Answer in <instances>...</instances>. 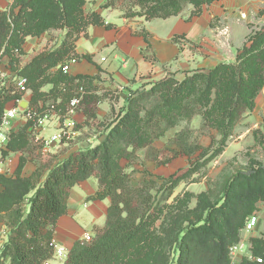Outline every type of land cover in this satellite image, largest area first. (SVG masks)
<instances>
[{"label":"trees","instance_id":"obj_1","mask_svg":"<svg viewBox=\"0 0 264 264\" xmlns=\"http://www.w3.org/2000/svg\"><path fill=\"white\" fill-rule=\"evenodd\" d=\"M131 1L136 11L127 13L126 18L152 21L180 16L187 6L194 9L188 18L191 20L202 14L203 7L221 0ZM86 2L14 0L9 10L0 11V53L4 50L12 66L17 60L16 51L22 52L28 37H40L50 30L67 31L60 47L42 52L20 72L28 79L31 108L37 113L44 112L40 102H52L50 107L65 113L73 99L82 97L79 110L87 122L97 117L96 106L102 99L96 93L94 78L72 77L59 68L70 61L93 62L92 56L76 53V42L86 36L90 26L111 28L100 15L85 13ZM140 35L149 43L145 30ZM248 43L239 52L236 64H219L209 72H193L181 82L166 79L147 94H131L126 109L111 122L106 138L96 147L73 153L55 166L22 155L13 177L0 175V215L13 232L4 251L8 264H46L53 259L54 229L67 214V199L77 184L91 178L98 179L99 191L88 201L111 199L107 221L104 228L96 229L91 242L79 241L74 245L66 264H231V247L240 241V230L254 205L264 201L262 165L238 171L226 183L221 200L213 203L206 194L201 195L192 216L182 218L179 214L164 220L161 243L151 246L149 233L158 210L149 194L156 184L145 180L139 187L133 186V176L121 163L134 160L138 150L161 138L165 132L163 124L176 126L198 114H203L206 124L224 139L231 136L241 113L254 107L264 88V28L254 32ZM47 86L50 90L44 93ZM156 93L159 102L145 111L146 98ZM19 98L20 95L0 85V126L7 104ZM32 124L29 122L11 136L4 156L10 152L33 154L27 132ZM29 158L35 162L36 170L23 177ZM183 178L166 181L167 190L172 192ZM253 244L254 256L263 263L243 264H264V239H253Z\"/></svg>","mask_w":264,"mask_h":264},{"label":"crops","instance_id":"obj_2","mask_svg":"<svg viewBox=\"0 0 264 264\" xmlns=\"http://www.w3.org/2000/svg\"><path fill=\"white\" fill-rule=\"evenodd\" d=\"M263 4L264 0H221L205 6L202 14L191 20L183 14L169 19L145 21L140 17L126 18L119 0H87L85 13L100 15L106 25H111V28L90 26L86 36L82 35L79 38L76 42V53L81 56H92L93 62L81 60L72 63L69 75L94 78L93 85L98 95L108 92L110 95L118 87H122L124 92L119 95L126 96L128 91L125 89H133L143 83L164 80L170 76L182 81L191 72H209L221 62L227 61L228 52L241 49L249 35L248 24L254 23L256 17H259V7ZM241 11L248 14L252 11L253 21L241 20L238 17ZM216 20L219 21L218 24L223 25L217 24L213 27V22ZM144 30L149 34V43L140 35ZM24 49L25 51L28 49V43ZM3 61L1 71L7 72V61L5 58ZM49 90L50 86H47L42 91L48 93ZM22 98L21 105L27 103V106L31 107L32 92ZM43 105V102L39 103L40 108ZM105 105L100 103L98 107L99 119H105L108 115ZM15 106L16 100H13L7 104L5 111ZM72 121L77 125L75 124L72 139L68 141L71 142L70 145L72 144L71 148L66 149L63 155H59L62 147L69 146L66 144L68 142L55 147L50 155L55 165L63 163L73 153L96 147L104 141L108 133L105 131L99 136L90 135L91 127L86 125L87 118L81 110L76 112ZM26 126L25 121L12 119L11 136L19 133ZM56 127L47 130L44 135L52 134ZM27 132L31 139L29 128ZM7 147L3 154L7 152ZM26 154L10 152L4 156L5 176L15 175L22 155L28 156ZM35 170V162L29 158L22 176L29 177ZM2 190L0 185V193ZM98 191L97 178L81 182L73 188L67 199V214L59 219L54 229L55 252L59 248H65L70 253L74 245L83 240L84 235L94 237L96 229L104 228L111 199L88 201ZM54 259L58 258L53 256L48 264Z\"/></svg>","mask_w":264,"mask_h":264},{"label":"rangeland","instance_id":"obj_3","mask_svg":"<svg viewBox=\"0 0 264 264\" xmlns=\"http://www.w3.org/2000/svg\"><path fill=\"white\" fill-rule=\"evenodd\" d=\"M119 2L123 8L124 16L127 13L136 11V9L132 8L131 0H119ZM13 3L14 0H0V11L9 10ZM193 10L192 6H187L181 15L184 14V16L189 18ZM242 14H244L243 17ZM253 15L252 11L249 14L243 11L238 13V17L243 21L252 20ZM246 17L248 18L247 20ZM254 21V23L248 24L249 35L246 37L241 49L228 52L227 61L220 64H236L239 52L245 46L250 45L248 43L250 36L264 28V4L259 7V17H256ZM218 22L217 20L213 22V27ZM222 25L218 24V26ZM66 34V30H50L40 37H28L22 52H16L15 54L17 60L14 66L11 64V58L8 55H3V58L7 61L6 68L11 77H19L22 69L42 52L52 51L60 47L66 38ZM27 43L28 49L25 51L24 48ZM192 73L187 76L192 75ZM166 79L181 82L172 76ZM166 79L148 84L143 83L133 89L127 88L125 89L128 91L126 96L119 95V93L124 92V89L119 93L115 91L111 92L110 95L109 92L99 95L102 99L100 103L106 104L108 115L105 119L96 117L90 120V123L86 121L88 123L86 125L91 127L89 134L99 136L107 131L111 122L126 109L127 98L131 94L136 96L138 94H147L155 84ZM212 99H214V96H212ZM158 102L159 93L147 97L143 105L145 111L151 109ZM50 103L45 104L41 108L44 111L47 110V108H50ZM100 103L96 106V114ZM75 124L77 125L76 122ZM55 125H57V122L51 119L43 129V133L45 134L47 130L55 128ZM163 128L165 129L164 135L149 147L138 150L134 160L129 162L122 160V166L134 178L133 186L139 187L145 180L153 181L156 184L149 194L152 197L151 200L154 207L158 210L156 220L151 225L149 233L151 246L161 243V225L164 220L175 218L179 214L183 215L182 218L192 216L201 195L206 194L208 200L213 203L221 200L226 183L238 171L246 172L257 165L264 167V88L255 99L254 107L241 113L231 136L227 139H224L215 129L206 124L203 114L195 115L190 120H181L176 126L163 124ZM47 136H50V134ZM30 142L31 146H33L34 155L31 152H27L26 155H30L31 158L35 157L37 163L46 164L50 162L55 166L56 163L50 158V155L42 159L37 153V146L32 138ZM70 143H66L69 146L61 148L59 155H63L66 149L70 150L72 145ZM182 176L184 178L177 188L172 192L167 190L169 185L166 181L171 178L175 180ZM24 209L28 210L27 204L24 205ZM251 217L257 218V225L253 230L249 231L247 230V222ZM181 220L185 221L186 219ZM253 239H264V201H259L254 205L252 213L247 217L243 228L240 230V241L236 244L239 246L238 256L240 255L241 257V259H237L238 264H243L246 261L255 262L247 256L249 254L253 259L256 257L253 254L255 251ZM145 253L147 255L146 251ZM51 264H66V260L58 261V259H54Z\"/></svg>","mask_w":264,"mask_h":264},{"label":"built area","instance_id":"obj_4","mask_svg":"<svg viewBox=\"0 0 264 264\" xmlns=\"http://www.w3.org/2000/svg\"><path fill=\"white\" fill-rule=\"evenodd\" d=\"M18 52V51H16ZM4 50H2L0 54V67L4 64ZM77 61L66 62L64 65H60L59 68L62 69L64 74H68L70 72V66L72 63H76ZM8 81V83H6ZM0 85L2 88L11 89L12 93L18 94L21 98L16 99V106L8 111L4 110V114L2 117V123L0 126V175H4L6 170L4 168L5 157L3 151L9 144L10 136H11V128L10 121L12 119H21L25 121L27 124L29 122H33L32 126L29 127L30 133L32 135V140L36 143L37 153L41 156L42 159L47 158L52 154L53 150L56 146L60 145L63 142H68L72 139L73 131L75 128V122L72 121V117L79 110V107L82 103V97L73 99L66 112L63 113L62 110H58L55 106H51L47 110L42 113H37L31 107H26L25 109H21V103L23 101V96L29 92H32L29 88L28 79L24 76L19 77H11L9 71H1L0 68ZM123 90L122 87H118L116 91L119 93ZM81 93L85 94L84 90L81 89ZM51 119L57 122V129L50 134V136H45L43 133V129L51 121ZM257 225V218L251 217L247 222V230H253ZM13 237V232L10 227L6 224V222L2 219L0 215V262H5L8 264V258L4 257V251L6 247L9 245L11 238ZM93 237L91 235H84L83 240L86 243L91 242ZM239 246L235 245L230 249V257L231 264H238L237 259H241L240 255L238 256ZM60 260H64L68 258L69 253L65 248H59L54 251V255ZM250 260L257 261L258 263H263L261 258H254L247 254ZM49 263V262H48ZM46 263V264H48Z\"/></svg>","mask_w":264,"mask_h":264},{"label":"water","instance_id":"obj_5","mask_svg":"<svg viewBox=\"0 0 264 264\" xmlns=\"http://www.w3.org/2000/svg\"><path fill=\"white\" fill-rule=\"evenodd\" d=\"M27 107V103H23L22 105H21V109H25Z\"/></svg>","mask_w":264,"mask_h":264}]
</instances>
